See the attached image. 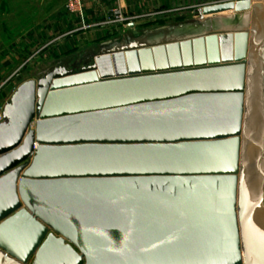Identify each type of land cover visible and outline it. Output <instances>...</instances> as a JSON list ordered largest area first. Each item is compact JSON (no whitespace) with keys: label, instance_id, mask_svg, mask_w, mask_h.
I'll list each match as a JSON object with an SVG mask.
<instances>
[{"label":"water","instance_id":"1","mask_svg":"<svg viewBox=\"0 0 264 264\" xmlns=\"http://www.w3.org/2000/svg\"><path fill=\"white\" fill-rule=\"evenodd\" d=\"M193 14L16 87L0 264H264V0Z\"/></svg>","mask_w":264,"mask_h":264},{"label":"crops","instance_id":"2","mask_svg":"<svg viewBox=\"0 0 264 264\" xmlns=\"http://www.w3.org/2000/svg\"><path fill=\"white\" fill-rule=\"evenodd\" d=\"M205 1L208 0H83L79 15L65 9L66 0H0V77L10 78L9 84L0 91V107L22 82L19 79L33 77L30 73L37 71L41 64L49 65L43 69L42 77L48 73L78 71L89 66L100 51L131 45L134 39L127 32L136 23L132 28L85 27L105 18L111 9L120 8L134 14L169 9L170 14H186ZM251 11L240 14L241 29L249 32ZM229 17L234 23V16Z\"/></svg>","mask_w":264,"mask_h":264},{"label":"rangeland","instance_id":"3","mask_svg":"<svg viewBox=\"0 0 264 264\" xmlns=\"http://www.w3.org/2000/svg\"><path fill=\"white\" fill-rule=\"evenodd\" d=\"M243 16L245 15L243 14ZM251 18H252V11L250 12V19ZM196 19L198 18L193 14V12L192 13L189 12L186 14L165 13L163 15H158L152 19L141 18L136 22L137 25L133 28V30L127 32V35H129L131 39H139L141 37H146V40L150 41L153 39L151 38V36L157 32H163L166 30L169 31L171 30V28H178L190 23L192 24L193 22H196ZM48 67H49L48 64H41L37 71L30 73V75H32L33 77L22 78L19 79V81L23 82L29 79L38 80L42 78L44 74L43 69Z\"/></svg>","mask_w":264,"mask_h":264},{"label":"built area","instance_id":"4","mask_svg":"<svg viewBox=\"0 0 264 264\" xmlns=\"http://www.w3.org/2000/svg\"><path fill=\"white\" fill-rule=\"evenodd\" d=\"M225 0H208L199 5L198 8H202L204 6H211V5H216L219 3H223ZM65 9L69 13H74V14H79L81 15L82 10H83V0H66L65 3ZM175 11V9H174ZM172 12V10L165 9L161 11H155V12H145V13H129L126 12L120 8H114L110 10V13L103 18L102 20L98 22H94L92 24L86 25L85 27H106V26H127L129 24H135L138 20L141 18H152L155 17L159 14H164ZM10 82V78H2L0 77V91H2ZM3 107H0V124L4 122V117H3Z\"/></svg>","mask_w":264,"mask_h":264}]
</instances>
